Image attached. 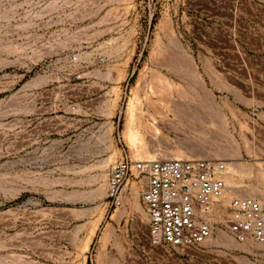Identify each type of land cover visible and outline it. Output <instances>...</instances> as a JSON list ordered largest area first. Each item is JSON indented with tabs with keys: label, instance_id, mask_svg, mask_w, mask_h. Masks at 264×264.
<instances>
[{
	"label": "rangeland",
	"instance_id": "374dc122",
	"mask_svg": "<svg viewBox=\"0 0 264 264\" xmlns=\"http://www.w3.org/2000/svg\"><path fill=\"white\" fill-rule=\"evenodd\" d=\"M135 94L146 150L224 161L225 213L264 200V0H0V264H264L219 214L151 247L140 179L112 205Z\"/></svg>",
	"mask_w": 264,
	"mask_h": 264
},
{
	"label": "built area",
	"instance_id": "2783aa9c",
	"mask_svg": "<svg viewBox=\"0 0 264 264\" xmlns=\"http://www.w3.org/2000/svg\"><path fill=\"white\" fill-rule=\"evenodd\" d=\"M227 164L215 159L179 157L133 159L125 151L109 172L108 197L123 204L130 181L142 180V203L147 215L146 240L151 247L199 249L215 234L214 216L237 241L264 243V200L235 195L224 212L222 199L231 189Z\"/></svg>",
	"mask_w": 264,
	"mask_h": 264
},
{
	"label": "bare ground",
	"instance_id": "6f19581e",
	"mask_svg": "<svg viewBox=\"0 0 264 264\" xmlns=\"http://www.w3.org/2000/svg\"><path fill=\"white\" fill-rule=\"evenodd\" d=\"M139 103H140L139 97L137 94H135V96L133 98H131L129 101L128 108H127V121H126L125 136H126L128 143H130V145L135 150L136 158L144 159V160H152V159L157 158V156L155 154L149 152L148 150H146L145 139L139 135L138 117L136 114L137 113L136 111L138 109L139 110L141 109L140 107H138ZM140 111L145 112V110H143V109H141ZM156 129H158V128H156ZM173 156L174 157H182L181 154H177V155H173ZM110 159H111V157L108 158L105 161V165H103L101 167L106 166L110 162ZM229 166H231V165H229ZM135 192L138 193L137 189ZM138 207H139V203H138Z\"/></svg>",
	"mask_w": 264,
	"mask_h": 264
}]
</instances>
